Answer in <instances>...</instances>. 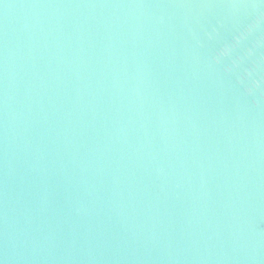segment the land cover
<instances>
[{"label":"water","instance_id":"obj_1","mask_svg":"<svg viewBox=\"0 0 264 264\" xmlns=\"http://www.w3.org/2000/svg\"><path fill=\"white\" fill-rule=\"evenodd\" d=\"M0 264H264V0H0Z\"/></svg>","mask_w":264,"mask_h":264}]
</instances>
